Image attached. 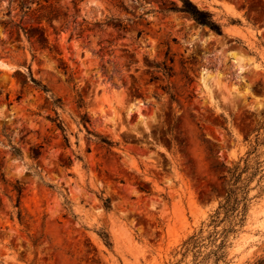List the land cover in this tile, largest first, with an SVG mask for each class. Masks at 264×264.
Segmentation results:
<instances>
[{
    "label": "rangeland",
    "instance_id": "rangeland-1",
    "mask_svg": "<svg viewBox=\"0 0 264 264\" xmlns=\"http://www.w3.org/2000/svg\"><path fill=\"white\" fill-rule=\"evenodd\" d=\"M192 1L0 0V264H174L246 158L264 264V0Z\"/></svg>",
    "mask_w": 264,
    "mask_h": 264
},
{
    "label": "trees",
    "instance_id": "trees-1",
    "mask_svg": "<svg viewBox=\"0 0 264 264\" xmlns=\"http://www.w3.org/2000/svg\"><path fill=\"white\" fill-rule=\"evenodd\" d=\"M182 4L177 5L174 10H180L188 13L198 23L209 26L211 29L218 33H223L222 25L214 18V14L208 10L199 7L192 0H181ZM167 72L170 74L171 67ZM37 85L41 86L36 79H33ZM42 89L49 91L47 86L42 85ZM58 104V101H55ZM78 106L84 107L85 101L80 95L78 99ZM59 128L65 130L63 121L59 115L52 118ZM82 121L87 124L90 118L85 112L82 115ZM66 140H67V136ZM103 141L111 142L107 139ZM13 151L17 155H21V149L13 145ZM250 162L246 158L245 164L242 166L240 163L235 164L229 169V181L227 187V194L224 200L219 204L215 211L210 215L209 221L203 222V225L198 231L191 234L182 244V257L174 264H221L227 261L229 255V247L231 246V236L236 234L245 224L247 214L250 206L249 196V183L250 179L257 173L252 172V176L248 178L243 175L249 170ZM1 169V164H0ZM14 190L18 193V203L20 196L23 192L22 184L17 181L14 185ZM106 206L109 207V199H106ZM107 244H111L107 236L104 237ZM191 255V259L187 260Z\"/></svg>",
    "mask_w": 264,
    "mask_h": 264
}]
</instances>
